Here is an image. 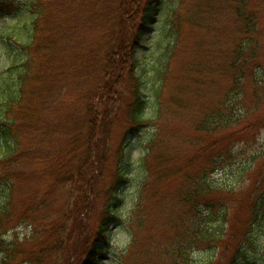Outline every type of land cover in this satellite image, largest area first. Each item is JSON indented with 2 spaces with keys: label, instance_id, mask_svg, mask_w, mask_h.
Instances as JSON below:
<instances>
[{
  "label": "trees",
  "instance_id": "obj_1",
  "mask_svg": "<svg viewBox=\"0 0 264 264\" xmlns=\"http://www.w3.org/2000/svg\"><path fill=\"white\" fill-rule=\"evenodd\" d=\"M16 1L0 0V9L4 8L8 12L5 6H12ZM81 1L85 4L84 6L81 3L85 12L83 22L68 26L62 23V15L65 13L58 12L54 15L52 23H55V26L47 30L50 34V46H52L49 54L59 49L57 43L61 40L71 41L72 32L80 28L84 32L101 31L103 25H106V36L108 37L111 33V39H108L102 54L97 55L95 60L87 56L84 51L87 57L85 70L88 76L86 77L92 84L89 90L84 91L79 97L78 112L68 114L65 120L61 117L56 127L53 126L51 129L52 137L48 143L55 140L58 131L60 132V145L55 150L54 156L60 160L61 165L58 176L51 182L64 185L69 193H75L76 200L72 211L65 216L66 221L79 217L88 220L90 211L96 209L95 201L104 193H107L112 205L109 204L99 211H94L93 218L96 222L93 227L88 226L89 229H87L82 223L76 230H70L73 231L71 238L78 237V239L75 248L70 250L69 258L79 251L82 252L81 242L85 243L83 244L84 254L99 253L101 242L98 240L99 243H95L94 240H104L109 227L117 223H120L122 228L128 226V231L132 233L135 243L137 232L146 224L143 206L147 190L153 178L157 177L162 184L168 179H176V182L180 183L178 195L182 206L178 209L176 216L187 221H181L178 224V230L174 232L175 235L170 244L173 251L169 254L171 264H219V262L220 264H248L243 257H254L247 251L250 245L248 234L244 238L247 244L241 245L240 241L229 256L230 235H223L221 228L226 222L227 206L219 201L220 196L228 197L234 194V191L216 190L209 183V177L228 163L227 166L231 165L237 158L234 151L245 149L255 143L264 131V0H169L172 8L168 12H164L161 0H71L68 9L71 8V3L75 4V8ZM39 3L35 24L42 33L46 22L51 20L48 19L42 26L39 24L44 17L46 5L52 6L51 11L58 8L56 0ZM156 10H160L157 16L159 22L152 25L147 20L154 17ZM109 26H112V29H108ZM122 27L124 29L119 31ZM151 27H155L158 32L155 50L162 48L163 51L158 53L151 65L152 74L159 79V84L147 88V94H151V105L146 110L149 101L143 96L146 94L145 91L141 92L139 78L136 76L133 78V71H136L138 67L135 55L142 45L140 40L142 31L144 28ZM125 44L126 46H123ZM115 46L119 47L118 50ZM31 51L29 58L25 59L28 64L31 63L27 68L28 77L25 80L24 76L18 77L17 84L16 81L11 83L14 77L9 83L8 81L3 83L10 90L9 95L4 97L7 111L12 105H16V110L22 108V99L25 98L29 85L36 81L32 78L33 73H30L32 62L35 60V50ZM100 57H102L101 63L98 62ZM74 58L67 66L71 72L76 66L73 63ZM54 59L57 60L55 56ZM115 59H118L119 64L126 68L128 74L129 72L132 74V77L130 74L129 77L135 85L131 96L127 98V110L122 118L125 130L120 134L119 147L121 148L116 151L118 158L106 165L107 163L102 164V155L98 157L97 153L93 156L92 154L103 148L105 143L102 138L107 136L114 124L109 126L106 124L108 129L104 133L100 132V128L104 126V118H99L102 109L101 111L94 109L97 104L98 107L101 106L102 102L112 104L110 111L114 118H118L121 86L118 85V81H113ZM55 60H51L49 64L51 69L58 62ZM92 67L93 75L89 72ZM62 72L65 74V69ZM71 75L73 73L70 77ZM109 80L112 82L104 84ZM97 82L100 83L98 88L95 87ZM42 85L40 87L43 91H47L48 87H55L52 81L43 82ZM160 92H162L161 95ZM0 93L3 97L2 92ZM47 93L39 92L37 96L44 95L43 97L50 99ZM28 114L31 116L30 111ZM150 120H153V123L151 122L148 126ZM50 127L51 125H48V128ZM144 127L152 128L154 131L153 139L147 147H143L144 155H140L145 159L139 157L137 162L129 161L130 152L126 148L128 138ZM6 130L8 134L5 136L8 137H3L6 144L3 145V152L11 154L9 153L12 152L11 134L9 129L6 128ZM26 131L30 130L25 128L21 134L24 136ZM224 131L228 134L227 154L214 157L210 156L209 150L206 153L203 152L204 139H215L219 132ZM32 142L28 141V146L25 144L27 149L23 147L29 150L25 162L31 165L35 162ZM73 147H78V151H74ZM40 150L42 153H37L42 157L40 158L42 170L30 168L28 173L33 176L30 177L31 181H36L37 176L43 175L47 161L53 159V155H50L51 148L47 144ZM202 152L206 155L202 156ZM78 153H81V162L75 165L70 164L74 155ZM174 154L176 156L185 154L188 158L174 161L171 159ZM195 154H201V158H197V161L192 160ZM18 159L21 160L22 156H18ZM255 160H257L255 172H252L251 177L264 166V153L253 156L252 162ZM221 164L224 165L221 166ZM131 165H135V174L139 175L136 183H133L130 180L132 177L128 176ZM5 179L11 181L12 189L14 179L11 177ZM27 179L29 177L24 171L16 173V181L24 182ZM142 182L138 202L127 221L118 212L123 191L131 185L137 195L139 184ZM97 184H101L102 188H97ZM251 184L250 179L249 185ZM246 198L254 218L253 222L258 223L259 226L264 225V174L260 182L254 184ZM133 202L134 204L136 202L134 198ZM7 210L6 207L0 209V214L4 215ZM212 216L214 219L207 222ZM218 216L222 221H220L221 224H217L218 227L215 230L213 223L217 221ZM205 222L208 224L207 227ZM34 225L40 227L39 222ZM66 228V225L62 227L60 235ZM51 230L47 231V234ZM31 234L30 238L37 239L38 235L34 230ZM91 239L93 243L90 242ZM87 243H91V246L88 247ZM6 251L3 258L5 263L16 256L13 247ZM201 251L209 253L210 259L208 257L203 262L193 261L191 257L200 254ZM18 256L19 261L26 258L22 253ZM90 258L88 257V260ZM32 259L37 260L36 257Z\"/></svg>",
  "mask_w": 264,
  "mask_h": 264
},
{
  "label": "rangeland",
  "instance_id": "obj_2",
  "mask_svg": "<svg viewBox=\"0 0 264 264\" xmlns=\"http://www.w3.org/2000/svg\"><path fill=\"white\" fill-rule=\"evenodd\" d=\"M40 1L47 3L51 0H18L17 6L24 5L22 10H28V6L33 4L31 6L33 7V11L30 12L28 16H24L23 12L19 15L16 13L8 16L0 15V87H2L3 81L10 82L12 80L14 72L9 71L14 67H16V69L18 67L16 71L18 74L14 76V81L11 83L16 81L17 84L19 80L18 77L21 75L24 76V80L28 77L29 70L27 68L31 63L28 64L27 61L26 64H24V58L27 60V55L29 58V55L32 53L31 50L33 49L35 50V60L32 62L30 73H33L32 78L36 79V81L31 82L29 85L27 94L25 98L22 99L23 105L22 108L20 107L21 109L16 110V106H11V109L8 111L9 113L7 112L6 115V112L3 111L2 113L0 110V121L3 118L5 123L9 124L12 120H14L12 124L15 123L14 128L10 129L12 133L10 139V144L12 146L11 153L13 154L12 156H7V160H0V173L2 174L0 176V209L4 207L8 209L4 215L0 214V264H3V258L6 255L4 250L10 249L11 247H13L16 252V260H19L18 255L22 253L30 259L36 257L37 260L33 259V261H36L37 264H82L84 261L83 257H81L79 261L78 259L80 256L85 255L83 253V244L85 243L83 242H81L82 252L79 251L69 258L70 250L75 248L78 239V237H76V239L71 238V233L73 231L70 230H76L82 223L86 225L87 229H89L88 226L93 227L96 222V219L94 220L93 218L94 211H99L109 205L110 199L106 195L107 193L101 195L100 199L95 201L96 209L91 210L88 214V220L79 217L75 218V220L66 221L65 216L69 211H72V206L76 200L75 193H69L64 185L53 184L51 182L58 176L61 170L60 160L54 156L55 150L60 145V132L58 131L55 140L53 139L50 143H48V141L52 137V127H56L61 117L65 120L68 114L78 112L79 97L82 96L84 91L87 92L92 84L86 77L88 73L85 70V58L87 57L84 55V51H86L87 56L95 60L97 55L102 54L108 39H111V33L108 37L106 36V25H103L101 31L92 30L84 32L82 28L74 30L70 36L71 41L69 40L66 42L65 39L64 41L61 40L57 43L59 49L49 54L51 53L49 50L52 49V46H50V34L47 30L53 29L55 26V23H52L54 15L58 12L65 13L62 15V23L68 26L76 25L84 20L85 12L82 7L84 3L82 1L77 3L75 8V4L71 3L72 6L68 9L71 0H56L58 9L55 11H51L52 6L46 5L43 12L44 17L39 24L42 26L48 19L51 20L46 22L41 33L39 27L36 24L34 26V23L37 21L36 12ZM170 1L161 0L164 12L171 10L172 6L171 3H169ZM155 14L157 15L158 11H156ZM104 23H107L106 19ZM152 23H156V20ZM19 25L20 27L26 25L27 28L22 27L25 31L19 30ZM28 29L33 32V34L30 35L33 39L29 43V37L26 36L29 35V31L27 32ZM108 29H112V26H109ZM122 29L124 28L122 27L119 31ZM16 31L18 33L16 37L20 43H23L26 47H30L22 49L21 45L16 46V44H14V48L11 49L7 46L10 41L8 37L11 35L14 36ZM156 34H158V32L155 27L144 28L140 39L142 45H140L141 47L138 48L135 55L138 67L135 72L133 71V78H135V76L139 78L138 84L141 86V92L145 91L146 93L144 95L142 94L146 100L149 101L146 110H148L151 105V94H147V88L151 85L159 84V79L152 74L153 68L151 67L158 53L163 51L162 48L158 49V51L155 50ZM6 38L7 42L3 43L2 40ZM33 41L38 42L34 44ZM123 46H126V44ZM115 48L118 50L119 47L115 46ZM16 50H18V52H16ZM54 56L57 58L58 62L51 69L49 64L51 60H55ZM73 57H75L73 63H75L76 66L73 72H71L67 66ZM114 61L113 81H118V85L121 86L118 118H114L113 113L110 111L113 107L112 104H104V102H102L100 103L101 106L98 107L97 104L94 109L99 111L102 109L99 118H104V126L100 128V132L104 133L108 129L106 124L108 126L114 124L111 127V131H108L107 136L102 138L104 140L103 143H105L103 148L92 154L93 156L97 153L96 155H98V157L102 155V164L107 163L106 165H108V163L111 164L118 158V152L116 151L121 148L119 147L120 134L125 130L122 118L125 116L124 112L127 110V98L131 96V92L134 89L133 86L135 85L129 77V74L131 77L132 74L130 72L128 74L126 68L119 64L118 59ZM98 62H102V57L98 59ZM91 65L93 66V64ZM64 69L65 74L62 72ZM89 72L93 75L94 68L92 67V70H89ZM71 73H73V75L70 77ZM46 81H52L55 87H48L47 91H43L41 87L44 86L42 84ZM110 81L112 82V80H109L104 84H108ZM99 85L100 83L97 82L95 87L98 88ZM39 92H48L47 95L50 99L46 96L43 97L44 95L37 96ZM161 94L162 92H160V95ZM146 96H148V98ZM0 107H2V109L4 107L1 101V93ZM103 109L106 110L105 113ZM29 111L31 116L28 114ZM150 116L151 115H149V117ZM151 122L153 123V120H150L149 125H151ZM48 125H51V127L48 128ZM25 128L30 131H26L23 136L21 131L25 130ZM55 132H57V129H55ZM261 133L262 135L261 137L259 136L257 139L258 141L245 149L234 151L235 154H237V158L231 165L227 166L229 163L225 166L221 164L223 167L209 177V183L216 190L234 191V194L228 197L220 196L219 200L227 206L226 222L221 228L223 235H230V240L228 241L229 256H231V252L235 250L240 241L241 244H247L244 238L246 234H248L250 245H248L247 249L253 251L254 257H247L245 259H248L249 263L254 262V264H264V225L259 226L258 223L253 222L254 218L251 215V208L247 204L246 196L247 194L249 196L254 184H258L264 174L263 166L258 173L251 177L252 172H255V162L257 161L255 160L252 162L253 156L264 153V131ZM153 134L154 131L151 128H143L140 133H137L128 140L127 151L130 152L129 161L137 162V159L141 157V145L145 144L146 141H150ZM227 135L228 134L224 131L219 132L215 139L205 138L203 142V152L206 153L207 150H209L211 152L210 156L214 157L227 154ZM28 141H33L31 146L35 152V162L32 165L25 162L26 154L29 152V150H26L27 147L25 146V144L28 146ZM46 144L51 148L50 155H53V159L50 161L46 160L47 165L43 175L37 176L38 179L36 181H31L30 177L33 176L28 173V170L30 168L33 170H42L40 168V163L42 162L40 158L42 157L37 152L42 153L40 149ZM18 146L19 148H17ZM2 147L3 146L0 145V156L4 155L3 150H1ZM73 149L76 152L78 151V147H73ZM203 152L202 156L206 155ZM141 155H144V152H141ZM18 156H22V159L19 160ZM199 157L201 158V154H195L192 156V160H196ZM187 158L188 156L185 154L181 156H176L174 154L171 156V159L174 161H181ZM141 159H145V157H141ZM16 160H18V163H16ZM81 160V153H78L74 155L69 163L75 165L81 162ZM142 165L144 167V163ZM130 169L131 171L128 176H131L132 178H130V180L136 183L139 179V175L135 174V165H131ZM22 171L26 173L29 179L24 182H18V180L16 181V173ZM6 177L14 179L12 189L10 187L11 181L5 179ZM250 179L252 182L251 186L249 185ZM142 184L143 182L139 184L137 195L135 194L134 187L131 185L123 191L118 212L125 220H128L136 207ZM179 186L180 183H177L176 179H168L167 182L162 184L160 179L157 177L153 178L152 182L149 184L146 201L143 206L146 224L137 232L138 236L135 240L136 242L129 248L131 240L128 227H117L113 229V236H109L111 243L110 254L117 255L118 258H121L122 264H171L172 260L169 254L173 251L170 244L175 235L174 232L178 230V224L181 221L187 222L176 216L178 209L182 206V203L179 202ZM97 188H102V185L97 184ZM135 189L137 190V188ZM133 198L134 201H136L135 204ZM175 202L176 205H174ZM111 205L112 204H110V206ZM213 219L214 216L207 222ZM220 221H222L221 217L218 216L217 221L215 220L213 223L215 230H217L216 227L221 224ZM36 222L40 223V227L34 225ZM207 222H205V227L208 225ZM64 225H66L67 228L64 233L60 235ZM252 225H255L254 228ZM30 226L32 227L30 228ZM32 229L37 233V239L29 238ZM49 230H51V232L47 234ZM86 245L88 246L89 243ZM208 257L209 253L201 252L195 256L193 255L191 258L195 262H203L207 260ZM112 258L113 257L109 255V257H100L98 260L103 264L107 262L110 264L113 262Z\"/></svg>",
  "mask_w": 264,
  "mask_h": 264
}]
</instances>
